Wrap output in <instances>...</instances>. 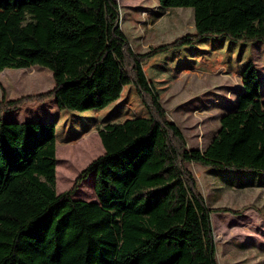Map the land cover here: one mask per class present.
I'll use <instances>...</instances> for the list:
<instances>
[{
    "label": "trees",
    "instance_id": "1",
    "mask_svg": "<svg viewBox=\"0 0 264 264\" xmlns=\"http://www.w3.org/2000/svg\"><path fill=\"white\" fill-rule=\"evenodd\" d=\"M193 10L194 30L136 54L115 0H0V71H50L46 93L0 98V264H217L211 213L189 165L264 174V102L253 62L203 150L188 151L147 80L145 60L203 38L264 43V0H157ZM134 87L147 117L98 129L102 154L56 192L54 122H7L5 112L53 99L100 111ZM93 173L95 201L73 195Z\"/></svg>",
    "mask_w": 264,
    "mask_h": 264
},
{
    "label": "rangeland",
    "instance_id": "2",
    "mask_svg": "<svg viewBox=\"0 0 264 264\" xmlns=\"http://www.w3.org/2000/svg\"><path fill=\"white\" fill-rule=\"evenodd\" d=\"M119 25L132 50L174 41L194 30L193 10L165 11L157 0H115ZM254 63L264 102V43L203 38L192 46L157 54L142 64L167 118L181 131L188 151L203 152L219 129L220 118L235 103L240 72ZM51 73L41 67L0 71V98L16 99L46 93ZM134 117H147L134 87L122 90L118 101L100 111H60L53 99L5 112L7 122H54L56 130V192L72 188L78 174L103 152L98 129ZM199 193L211 213L217 264H264V174L216 170L190 164ZM93 173L73 198L95 201Z\"/></svg>",
    "mask_w": 264,
    "mask_h": 264
}]
</instances>
